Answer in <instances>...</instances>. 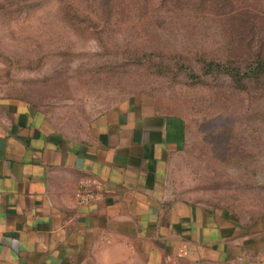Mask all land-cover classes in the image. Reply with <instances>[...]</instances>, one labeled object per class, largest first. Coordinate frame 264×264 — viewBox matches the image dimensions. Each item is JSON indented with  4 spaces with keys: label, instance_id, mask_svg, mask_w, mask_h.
I'll return each instance as SVG.
<instances>
[{
    "label": "rangeland",
    "instance_id": "rangeland-1",
    "mask_svg": "<svg viewBox=\"0 0 264 264\" xmlns=\"http://www.w3.org/2000/svg\"><path fill=\"white\" fill-rule=\"evenodd\" d=\"M259 55L264 0H0L6 89L74 134L149 95L188 125L171 187L252 214L264 213Z\"/></svg>",
    "mask_w": 264,
    "mask_h": 264
},
{
    "label": "crops",
    "instance_id": "crops-1",
    "mask_svg": "<svg viewBox=\"0 0 264 264\" xmlns=\"http://www.w3.org/2000/svg\"><path fill=\"white\" fill-rule=\"evenodd\" d=\"M187 148L149 95L74 134L0 82V264H264V213L171 187Z\"/></svg>",
    "mask_w": 264,
    "mask_h": 264
},
{
    "label": "built area",
    "instance_id": "built-area-1",
    "mask_svg": "<svg viewBox=\"0 0 264 264\" xmlns=\"http://www.w3.org/2000/svg\"><path fill=\"white\" fill-rule=\"evenodd\" d=\"M77 197L80 205H86L95 199V196L92 194L88 187V183H85L81 186L80 190L78 191Z\"/></svg>",
    "mask_w": 264,
    "mask_h": 264
},
{
    "label": "trees",
    "instance_id": "trees-1",
    "mask_svg": "<svg viewBox=\"0 0 264 264\" xmlns=\"http://www.w3.org/2000/svg\"><path fill=\"white\" fill-rule=\"evenodd\" d=\"M258 59L256 60V67H253V69H251L248 73V75L250 74V76H257L259 74H261L264 71V60H260L261 59V55L257 56ZM252 65L254 66L255 63H252Z\"/></svg>",
    "mask_w": 264,
    "mask_h": 264
}]
</instances>
